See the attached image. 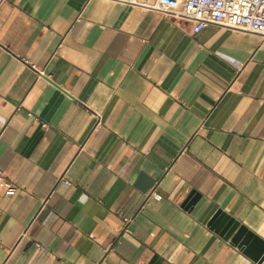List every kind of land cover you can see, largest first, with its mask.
Instances as JSON below:
<instances>
[{
    "label": "crops",
    "instance_id": "0c3cea01",
    "mask_svg": "<svg viewBox=\"0 0 264 264\" xmlns=\"http://www.w3.org/2000/svg\"><path fill=\"white\" fill-rule=\"evenodd\" d=\"M146 2L0 0V264H261L264 38Z\"/></svg>",
    "mask_w": 264,
    "mask_h": 264
},
{
    "label": "built area",
    "instance_id": "2783aa9c",
    "mask_svg": "<svg viewBox=\"0 0 264 264\" xmlns=\"http://www.w3.org/2000/svg\"><path fill=\"white\" fill-rule=\"evenodd\" d=\"M111 1L127 5H149L146 0ZM153 6L178 24L182 21L193 23V34H198L208 25H218L255 33L264 38V0H155ZM65 183L72 185L69 179H65ZM0 186L5 189L7 196H14L19 189L1 169ZM152 194L156 200L162 199L156 189ZM126 222L130 223L131 220L126 219Z\"/></svg>",
    "mask_w": 264,
    "mask_h": 264
},
{
    "label": "water",
    "instance_id": "95a60500",
    "mask_svg": "<svg viewBox=\"0 0 264 264\" xmlns=\"http://www.w3.org/2000/svg\"><path fill=\"white\" fill-rule=\"evenodd\" d=\"M140 182L142 190L148 194L155 185L156 180L143 175ZM199 198L200 195L194 193L187 202L188 206L195 204ZM210 225L223 237L243 248L244 252L256 262L264 263V240L254 232L224 213L217 214Z\"/></svg>",
    "mask_w": 264,
    "mask_h": 264
}]
</instances>
